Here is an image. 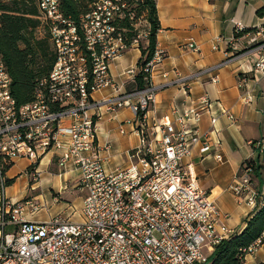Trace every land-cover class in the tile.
<instances>
[{"label": "built area", "instance_id": "built-area-1", "mask_svg": "<svg viewBox=\"0 0 264 264\" xmlns=\"http://www.w3.org/2000/svg\"><path fill=\"white\" fill-rule=\"evenodd\" d=\"M37 6V32L47 26L54 61L32 102L16 107L11 79L0 61V264H208L214 248L233 235L210 194L196 185L188 161L196 147L207 148L208 133L199 134L196 127L209 108L208 97H200L198 107L174 109V122L163 117L147 123L155 94L170 84L151 83V70L163 59L156 50L143 69L148 74L143 89L93 102L92 92L112 85L109 62L128 48L114 23L124 10L130 20L133 14L124 0H96L81 18L80 37L76 26L63 18L57 0H37ZM243 29L234 24L236 33ZM131 44H137V38ZM246 45L264 49V29ZM185 46L198 50L192 40ZM231 46L208 72L242 56L230 53L236 51ZM253 70L264 71V56ZM139 71L135 67L127 74L134 78ZM210 81L215 83L216 76ZM101 105L110 112L128 108L134 116L129 123L139 137L138 146L127 154L128 164L110 172L98 156L95 138L93 110ZM210 122L213 125L215 118ZM256 145L264 154V140ZM51 151L60 153V167L70 161L77 174L84 192L79 222L59 217L41 224L25 222L20 218L23 207L36 211L37 205L13 202L5 194V174L15 161L27 160L26 174L39 177L40 160ZM252 173V166L245 164L230 190L238 203L256 209L262 201L251 186ZM263 243L264 229L244 254H255Z\"/></svg>", "mask_w": 264, "mask_h": 264}, {"label": "crops", "instance_id": "crops-1", "mask_svg": "<svg viewBox=\"0 0 264 264\" xmlns=\"http://www.w3.org/2000/svg\"><path fill=\"white\" fill-rule=\"evenodd\" d=\"M261 7H264V0H214L212 3L208 0H156L160 24L156 50L163 53V59L152 68L151 83L154 86L170 84L155 94L147 123L152 124L163 117L174 122V109L198 107L199 98L208 97L209 108L201 113L196 127L199 134L208 133L207 148L196 147L188 161L198 188L209 193L226 216L225 224L233 232L232 237L242 231L245 221L260 208L238 203L230 190L241 177L245 161L253 160L260 167L258 177L252 176L251 186L257 201L264 200V154L259 153L256 145L264 140V71L253 70L264 50L238 58L214 71L207 70L224 60L231 44L238 51L230 52L233 54L249 47L246 45L249 37L258 29H264V17L255 15ZM235 23L250 31L236 37ZM189 40L197 46L196 52L186 49ZM139 58L137 44H131L111 60L108 72L112 85L95 90L90 99L101 102L132 92L134 78L127 71L136 67ZM215 76L217 81L212 83L210 79ZM93 113L96 115L97 151L104 169L110 172L125 167L128 152L139 144L135 127L129 123L134 121L133 114L128 108L110 112L104 105L94 109ZM211 118H215L213 125ZM59 154L51 151L43 156L38 166L39 180L35 183H29L26 176L27 160L19 159L7 169L5 176L10 181L8 186H13V192L6 196L13 202L22 205L30 202L38 208L32 211L30 205H25L21 220L41 224L64 214L67 216L63 219L69 222L82 220L81 209L78 221H72L71 217L76 213L73 202L80 201L82 207L84 192L78 187L71 162L62 167L58 165ZM21 162L23 169L16 175L9 174L12 166ZM44 208L47 219L36 218L35 215ZM53 212L58 216L54 217ZM243 264H264V243L255 254L245 255Z\"/></svg>", "mask_w": 264, "mask_h": 264}, {"label": "trees", "instance_id": "trees-1", "mask_svg": "<svg viewBox=\"0 0 264 264\" xmlns=\"http://www.w3.org/2000/svg\"><path fill=\"white\" fill-rule=\"evenodd\" d=\"M59 11L63 18L76 26L79 31L81 18L91 12L96 0H57ZM129 11L133 14L130 20L124 10L122 18L117 19L115 27L121 33L123 42L127 47L135 39L133 30L134 20L138 15L145 14L149 23L146 36V46L137 45L140 58L136 67L140 71L134 77V91L144 88L147 73L143 69L151 62L156 51V35L160 30L157 16L156 0H124ZM214 0H208L212 3ZM256 17H264V7L255 12ZM37 0H0V61L11 79L10 94L16 107H21L33 101L38 82L46 78L54 61L52 42L49 39L47 26L41 29L47 33L41 35L37 32L40 27ZM243 29L236 33V37L249 32ZM81 50L86 53L82 40ZM90 93V92H89ZM252 166V176L258 177L260 167L253 160L245 161L242 165ZM242 170V169H241ZM251 176V179H252ZM250 179V182L252 181ZM7 180L6 187L9 185ZM264 229V200L260 208L245 221L242 231L228 240L217 245L208 255V264H243L247 248Z\"/></svg>", "mask_w": 264, "mask_h": 264}, {"label": "rangeland", "instance_id": "rangeland-1", "mask_svg": "<svg viewBox=\"0 0 264 264\" xmlns=\"http://www.w3.org/2000/svg\"><path fill=\"white\" fill-rule=\"evenodd\" d=\"M148 27H149V23L146 20L145 14L138 15L135 18L134 24H133V30H134V33H135V38H137V45L141 44L142 46H146V44H147L146 43V36H147V32H148ZM46 33L47 32L45 30H43V29H41L39 31V34H41V35H44ZM255 48L256 47H253V48H251V47L244 48L242 51H239V53H237V55H242V56L239 57V58H241V57H244L243 54L245 56H249V55H252V54H259L258 52H260V50H262V51L264 50V49H255ZM262 56H264V53L261 54L259 57H262ZM57 163H58V161H57ZM23 166H24V163L23 162H21L20 164L13 165L12 166L13 168L9 171V174H14L15 173V175H16L18 173V171H21L23 169ZM38 172H39V175H40L39 168H38ZM26 176H27V178L29 180V183H32V182L35 183V182H37L39 180V177H35L34 175L29 174V173H27ZM18 180H15V181L16 182H19ZM12 187L13 186H8L6 188V195H8V196H11L12 195V192H13V188ZM65 195L62 196V197L64 198ZM80 206H81L80 201L75 200L73 202V207H74V209H76V213L71 217V220L72 221H78L79 220V215H80L79 214V210L82 208ZM54 213L55 212H53L54 217L58 216L57 214H54ZM66 216H67V214H64V215H61L60 218L63 219ZM35 217L36 218H40L42 220H46L47 217H48V214H47L46 209L44 208L42 211H40L39 213H37L35 215Z\"/></svg>", "mask_w": 264, "mask_h": 264}]
</instances>
